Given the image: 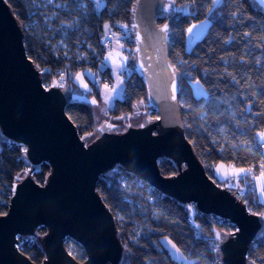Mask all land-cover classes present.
Listing matches in <instances>:
<instances>
[{
  "label": "trees",
  "instance_id": "trees-1",
  "mask_svg": "<svg viewBox=\"0 0 264 264\" xmlns=\"http://www.w3.org/2000/svg\"><path fill=\"white\" fill-rule=\"evenodd\" d=\"M65 1L64 8L39 10L43 12L40 15L39 11L31 13L25 0H6L21 25L25 50L34 65L47 71L66 66L75 90L72 73L91 70L94 78L89 80L86 94L99 104L100 86L110 85L112 77L107 67L99 66L106 50L100 47L98 35L107 28L122 33L120 26L128 24L135 0H102L99 10L91 0L77 8L78 0ZM173 1L178 11L170 20L169 58L178 77L184 132L208 175L221 184L214 175L219 162L251 171L264 165V152L257 140L264 128V11L250 0ZM49 14L51 18L46 19ZM167 17L158 16L157 24ZM202 20L207 21L204 32L187 47V28ZM133 47L132 42L128 51ZM121 77L123 92L108 110V119L121 117L125 121L128 113L136 112L146 101V90L133 66ZM193 82L203 87L204 94L195 93ZM92 106L83 101L66 105L83 139L94 128ZM23 153L22 144L0 140V214L8 207L15 176L28 166ZM158 164L163 175L177 172L167 158H160ZM49 170L42 162L40 170L33 173L35 180L42 183ZM244 181L239 183L245 185L247 208L264 211L256 188ZM96 189L114 216L121 243L131 253L128 264H218L212 224L226 235L235 229L229 220L197 210L193 225L186 207L121 165H116L112 174L102 173ZM136 220H143L137 235L132 232ZM45 231L39 226L36 237L18 235L19 248L36 264L44 257L38 236ZM163 236L174 242L186 263L170 256L161 241ZM68 240H64L66 249L78 261L84 260L83 248L77 244L78 249L70 251ZM247 262L264 264V230L258 231L250 244Z\"/></svg>",
  "mask_w": 264,
  "mask_h": 264
},
{
  "label": "water",
  "instance_id": "water-1",
  "mask_svg": "<svg viewBox=\"0 0 264 264\" xmlns=\"http://www.w3.org/2000/svg\"><path fill=\"white\" fill-rule=\"evenodd\" d=\"M250 1L264 11V0ZM177 11L173 0H135L129 16L133 70L156 115L142 109L145 118L139 124L129 118L123 123L104 119L97 125L99 135L86 142L66 105H95L96 100L71 87L43 86L25 50L21 25L6 0H0V135L24 146L23 158L30 166L17 176L8 207L0 214V264H36L19 248L18 235L36 237L39 226L46 228L38 236L44 252L39 264H128L131 253L96 189L100 175L112 174L116 165L191 213L197 210L232 222L235 229L227 235L212 224L216 262L248 264L249 246L264 230V211L247 208L238 182L219 184L211 178L185 135L178 77L169 58L170 20ZM164 15L166 20L157 24V17ZM163 157L176 173H161L158 160ZM42 162L50 170L39 183L33 173ZM66 238L83 248L84 260L66 249Z\"/></svg>",
  "mask_w": 264,
  "mask_h": 264
},
{
  "label": "rangeland",
  "instance_id": "rangeland-1",
  "mask_svg": "<svg viewBox=\"0 0 264 264\" xmlns=\"http://www.w3.org/2000/svg\"><path fill=\"white\" fill-rule=\"evenodd\" d=\"M25 1H26L27 5H28V8H30V10H31L30 11L31 13L32 12H37L39 10H43V9H46V8H50L52 10L54 8L58 9V8H64L65 6H67V3H66L65 0H25ZM91 1L93 3V6L96 8V10H99V8L101 7V5L103 3L102 0H91ZM213 1L215 2V0H213ZM68 2H70V1H68ZM75 2H76L75 8H77L78 6H84L85 5L84 0H78V1H75ZM52 12L54 14L56 11L53 10ZM38 13L40 15L43 14V12H40V11ZM51 16L52 15L49 14L45 18L49 19V18H51ZM205 25H206V23H205ZM202 28H203V26H202ZM189 36H188L189 40L187 42V47H189L192 44L191 41L193 39L192 34H190ZM194 37L196 38L197 36L194 34ZM116 44L122 45L119 42H115L113 47ZM111 50L112 49L107 51L105 53V56L107 54H109V52ZM128 54L133 57V61L132 62H134V52L132 53V51L130 50V51H128ZM104 61H105V59H103V61L101 63H103ZM71 77H72V80L75 83L76 89L78 91H80V92L85 93V90H87L90 87L89 80L94 78V74H93V72L91 70L76 71L75 73H72ZM113 83L115 84V80H114ZM195 83L193 82V87L195 86L194 85ZM106 85L110 86L111 84L110 85L106 84ZM195 90L196 89H194V91ZM143 103L144 102L142 101L139 104V106H140L139 109H142ZM110 105H111L110 103H104L103 102V103H100V104L96 103L95 105L92 106L93 115H94L93 116L94 117V128H93V131L91 132V134L87 135L84 138V140L86 142L91 141L95 136L99 135V130H97V125L101 124V122L104 119H108L109 118V116H108V110L109 109L108 110H106V109ZM127 116L129 118V120L131 122H133V123H138L143 118L142 116L141 117H139V116L137 117L134 112L128 113ZM112 120H115V121H117L119 123H123L121 117L112 118ZM0 140H3V137L1 135H0ZM29 168H30V166L28 164V166L22 172H26ZM214 171H215V173L217 172L218 177H230V178L234 176V172L235 173L239 172V170H234L233 169V170H231V172H232V176H231L228 166H226L222 162L217 163V165L215 166V170ZM240 176L241 177H238V178L240 180H242L241 178L244 175L242 173H240ZM255 183L257 184V193H258L259 199H264V165L260 169V172H258V174H257V176L255 178ZM123 184H125V182ZM129 192H131L130 189H129ZM136 201H138V200H136ZM143 220H136L135 225L132 228V232L135 233L136 235L139 234L141 232L142 228H143V223H142ZM161 241H162L163 245L168 249L169 254H170V256L172 258H174V259H176L178 261H181V262L185 261L184 260L185 259L184 255L181 253V251L177 248V246L174 244V242L168 236L161 237ZM67 243H68V247L70 248V251H75V250L78 249V246H77L78 243L77 242L75 243V241L73 242V240L70 239V240H68ZM250 264H252V263H250Z\"/></svg>",
  "mask_w": 264,
  "mask_h": 264
},
{
  "label": "crops",
  "instance_id": "crops-1",
  "mask_svg": "<svg viewBox=\"0 0 264 264\" xmlns=\"http://www.w3.org/2000/svg\"><path fill=\"white\" fill-rule=\"evenodd\" d=\"M204 21L206 22V25H207V21L202 20L199 22L192 23L187 28L186 31H187L188 36L190 34H192V36H193V39L191 41L192 43L198 36H200L204 32V30L206 28ZM202 26H203V28H202ZM189 28L192 29L191 32L188 31ZM194 34L197 36L196 38L194 37ZM104 59H105V61L103 63H100L99 66H100V68L107 67L109 69L111 77H112V83L110 86H107V87H105L106 86L105 84L100 86V97H101V103L104 102V103H110L111 104L106 109V110H108L111 108L114 100L117 98H120L122 95L123 83H122V77L121 76L125 70L130 69V67L133 65V62H132L133 57L128 54L127 48H125L123 45L116 44L114 47H112V50L109 52V54H107L104 57ZM114 80H115V84L113 83ZM194 85H195L194 89H196L195 90L196 94H198V95L204 94L205 91H204L203 87L198 82H196ZM88 89L85 90V93L88 91ZM257 140L259 142L264 141V128L258 133ZM228 168H229L231 176H232L231 170L243 169V168H236L233 166H228ZM261 168L262 167H260L258 170H255V171H251L249 169L248 170L243 169L244 170L243 172H240V171L238 173L234 172V176L235 177H241L240 173H242L244 176L241 179H244L245 181H249L248 183L252 187H255L257 190V184L255 183V178H256L258 172H260ZM214 175H215L216 180H222L223 181L221 184L228 183L229 185H234V176L231 178L230 177H218L217 172L215 173V171H214ZM257 199L260 202L264 203V199H259L258 193H257ZM184 260H185L184 263H186L187 262L186 258Z\"/></svg>",
  "mask_w": 264,
  "mask_h": 264
},
{
  "label": "built area",
  "instance_id": "built-area-1",
  "mask_svg": "<svg viewBox=\"0 0 264 264\" xmlns=\"http://www.w3.org/2000/svg\"><path fill=\"white\" fill-rule=\"evenodd\" d=\"M122 33H117L116 31L107 28L104 29L101 33L98 35V42L100 44V47L105 49L106 52L112 49L115 42L121 43L124 47L129 48L130 44L133 42V33L130 27V20L128 24H122L121 26ZM134 48V47H133ZM133 53V49H131ZM39 74L41 76L42 84L45 88L58 86V87H64V88H70L71 87V79H70V71L66 66L58 67L53 70L47 71L45 68H39ZM142 109L146 110L147 115L154 116L156 115V110L148 105L147 101L143 103ZM142 109H138L135 114H140ZM263 152H264V141L259 142ZM18 176V175H17ZM17 176H15V180L17 179ZM236 180V181H235ZM13 182V186H14ZM238 182L239 178L234 177V184ZM229 185L228 183H225ZM240 184V183H239ZM241 189L239 190V193L244 194L245 192V185L240 184ZM189 220L193 225H196V222L193 218V213L189 211ZM218 263V262H216Z\"/></svg>",
  "mask_w": 264,
  "mask_h": 264
},
{
  "label": "flooded vegetation",
  "instance_id": "flooded-vegetation-1",
  "mask_svg": "<svg viewBox=\"0 0 264 264\" xmlns=\"http://www.w3.org/2000/svg\"><path fill=\"white\" fill-rule=\"evenodd\" d=\"M137 117L139 116V117H143L142 118V120L140 121V122H142L143 120H144V118H145V116L142 114V111H141V113L140 114H135ZM122 120H123V118H122ZM140 122H138V123H135V124H139Z\"/></svg>",
  "mask_w": 264,
  "mask_h": 264
},
{
  "label": "snow or ice",
  "instance_id": "snow-or-ice-1",
  "mask_svg": "<svg viewBox=\"0 0 264 264\" xmlns=\"http://www.w3.org/2000/svg\"><path fill=\"white\" fill-rule=\"evenodd\" d=\"M214 7H215V5H214ZM166 28H167V26H165V30H166ZM189 32H191L192 31V29L191 28H189V30H188ZM105 87H107V85L105 86ZM240 172H243L244 170L243 169H241V170H239ZM217 237H219V233H217Z\"/></svg>",
  "mask_w": 264,
  "mask_h": 264
}]
</instances>
